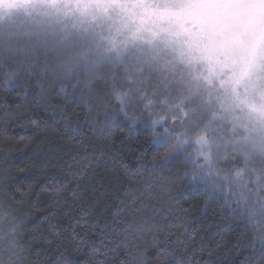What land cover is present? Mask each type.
<instances>
[{
  "label": "clouds",
  "instance_id": "obj_1",
  "mask_svg": "<svg viewBox=\"0 0 264 264\" xmlns=\"http://www.w3.org/2000/svg\"><path fill=\"white\" fill-rule=\"evenodd\" d=\"M0 264H264V0H0Z\"/></svg>",
  "mask_w": 264,
  "mask_h": 264
}]
</instances>
